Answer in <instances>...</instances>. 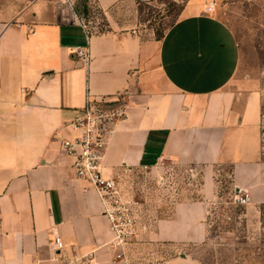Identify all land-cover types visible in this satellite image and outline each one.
<instances>
[{"label":"crops","instance_id":"1","mask_svg":"<svg viewBox=\"0 0 264 264\" xmlns=\"http://www.w3.org/2000/svg\"><path fill=\"white\" fill-rule=\"evenodd\" d=\"M153 1L95 0L111 29L91 35L52 0L0 9V264H203L189 252L208 239L225 167L231 197L246 191V209L264 206L262 101L248 83H234L235 33L215 5L207 10L210 0H189L162 40L144 42L137 6ZM76 48L88 49V63ZM87 95L126 107L104 160L120 186L128 174L173 166L199 179L197 196L178 200L170 215L143 225L139 214L136 239L116 263L102 204L76 180L58 141L79 135L69 124Z\"/></svg>","mask_w":264,"mask_h":264},{"label":"rangeland","instance_id":"2","mask_svg":"<svg viewBox=\"0 0 264 264\" xmlns=\"http://www.w3.org/2000/svg\"><path fill=\"white\" fill-rule=\"evenodd\" d=\"M37 1L0 0V9L5 10L12 3L20 11ZM52 1L58 5V0ZM188 1L155 0L139 4L136 18L144 42L156 44L162 40L184 12ZM73 2L79 6L81 0ZM210 3L215 4L213 15L224 21L237 37L241 64L234 83H248V87L261 97L264 134V5L249 4L248 0H210ZM112 16L121 28L126 27L125 14L117 11L112 12ZM109 18L92 2L82 19L87 29L97 34L110 31ZM230 172V168L225 167L217 178L218 199L209 216L207 241L189 253L203 264H264V206L248 210L229 204L232 195ZM122 184L125 191L143 203V212L139 216L143 225H151L156 219L170 215L178 200L195 198L199 189L197 177H193L188 169L175 166L159 174L148 170L128 174Z\"/></svg>","mask_w":264,"mask_h":264},{"label":"built area","instance_id":"3","mask_svg":"<svg viewBox=\"0 0 264 264\" xmlns=\"http://www.w3.org/2000/svg\"><path fill=\"white\" fill-rule=\"evenodd\" d=\"M58 5L70 9L78 17L73 0H60ZM207 10L211 12V8ZM73 53L85 63L90 60L86 48H76ZM85 98L82 116L69 124L79 135L74 140L58 141L61 151L73 160L76 180L86 185L85 190L94 191L102 204L103 215L109 222L112 235L107 246L116 252L113 258L116 263L126 260V247L136 239L138 216L143 208V203L135 195L129 196L123 192L117 179L107 174L104 165L106 149L116 133L117 125L126 117V107L122 99L118 98H104L97 102L90 95ZM229 200V204L234 207H245L250 202V195L246 191L234 193ZM53 247L54 251L63 250L64 244L60 237H55ZM90 260H93V255L83 259V263Z\"/></svg>","mask_w":264,"mask_h":264},{"label":"trees","instance_id":"4","mask_svg":"<svg viewBox=\"0 0 264 264\" xmlns=\"http://www.w3.org/2000/svg\"><path fill=\"white\" fill-rule=\"evenodd\" d=\"M92 2H94L95 4H96V2H95V0H81V3H80V5L78 6V5H75V11H76V13H77V15H78V19H80V21L82 22V24H83V26L85 27V30H86V32L88 33V34H93L92 32H90L88 29H87V26H86V24L83 22L84 21V19H82L83 17H85L86 15H87V13H88V9H89V7H90V3H92ZM141 4H145V3H141ZM97 5V4H96ZM98 6V5H97ZM172 26V25H171ZM97 34H99V33H97Z\"/></svg>","mask_w":264,"mask_h":264},{"label":"bare ground","instance_id":"5","mask_svg":"<svg viewBox=\"0 0 264 264\" xmlns=\"http://www.w3.org/2000/svg\"><path fill=\"white\" fill-rule=\"evenodd\" d=\"M213 5H212V3H211V6H209L208 8H211Z\"/></svg>","mask_w":264,"mask_h":264}]
</instances>
